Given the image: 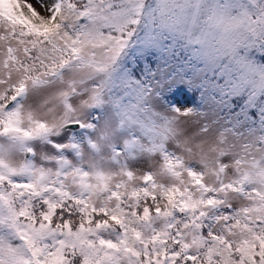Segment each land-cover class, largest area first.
<instances>
[{"label":"snow or ice","instance_id":"snow-or-ice-1","mask_svg":"<svg viewBox=\"0 0 264 264\" xmlns=\"http://www.w3.org/2000/svg\"><path fill=\"white\" fill-rule=\"evenodd\" d=\"M0 264H264V0H0Z\"/></svg>","mask_w":264,"mask_h":264}]
</instances>
